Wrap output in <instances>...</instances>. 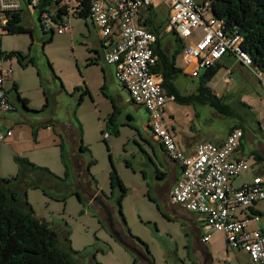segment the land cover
Returning <instances> with one entry per match:
<instances>
[{
  "label": "rangeland",
  "instance_id": "rangeland-1",
  "mask_svg": "<svg viewBox=\"0 0 264 264\" xmlns=\"http://www.w3.org/2000/svg\"><path fill=\"white\" fill-rule=\"evenodd\" d=\"M23 8L24 24L32 33H7L2 42L3 54L10 56L19 52L25 59L21 62L13 56L4 61V66L13 71L5 86L15 110L11 114L14 121L7 126L13 135L0 143V177L12 179L19 175V181L11 182L10 188L17 190L23 199L27 198L35 215L60 234L61 245L67 247L70 242L73 250L81 253L77 258L79 264H134L135 258L139 260L138 254L120 242L104 221L100 209L90 200L94 185L100 190L104 188L108 203L115 212V221L127 235L116 203L119 192L114 190L111 194L110 173L115 169L128 189L122 210L133 236L147 245L155 264H178L177 257L188 263L185 252L187 231L182 221L169 217L165 200L155 192L160 183L157 169L161 168L162 157L150 137L151 132L144 129L147 113L128 101L126 92L117 81H111L108 75L105 77L103 62L104 68L89 64L90 58L95 56L94 42L88 37L87 29V25L92 27L91 21L71 14L68 17L69 32L59 34V25L54 22L51 23L54 31L47 32L40 25L38 9L24 3ZM202 34V29L198 28L184 43L197 41ZM171 40L174 41V35L166 34L163 47ZM225 72L226 68L222 67L207 88L223 98L231 115H224L198 100L190 104L169 101L165 106V119L169 127L190 128L192 133L211 135L214 139L221 138L229 127L239 124L247 133V152L257 149L264 158V85L241 66L231 72V83L225 81ZM14 84L19 85L20 91L13 89ZM104 84L106 87L102 89ZM176 85L181 94L186 95V92L195 91L199 80L181 74ZM20 98L28 103L24 104ZM113 102L117 107L116 126L110 123ZM129 114L134 117L133 121L128 119ZM49 124L55 130H47ZM75 126L82 139L83 132H86L83 161L86 167L94 161L89 173L95 182L89 183L87 171L86 177H77L72 167L65 181L37 175L16 160L26 159L64 178L65 166L57 146L58 136H69L67 130H72L73 135ZM106 133L110 135L107 140L104 138ZM247 162L250 170L260 165L252 156ZM80 170L81 167L78 173ZM31 183L39 187H31ZM75 191L80 193L82 201ZM252 208L264 215V200ZM237 215L244 219L253 213L247 209L246 214L240 215L238 211ZM251 227L262 228L263 223H252ZM205 247L212 264H226L228 255L232 258L230 264H252L245 254L237 257L234 251H228L222 232L212 231L210 244Z\"/></svg>",
  "mask_w": 264,
  "mask_h": 264
},
{
  "label": "built area",
  "instance_id": "built-area-1",
  "mask_svg": "<svg viewBox=\"0 0 264 264\" xmlns=\"http://www.w3.org/2000/svg\"><path fill=\"white\" fill-rule=\"evenodd\" d=\"M59 7L71 6L75 0H54ZM41 0H0V143L8 141L13 133L5 125L14 110L5 83L13 71L4 66L11 56L3 54V35L9 33L14 16L24 10L23 3L38 9ZM153 0H93L90 9L93 23L99 30L105 62L115 69V78L127 91L131 101L146 109L149 130L162 145L168 158L182 168L181 178L170 192V201L186 211L202 215L207 232H222L229 249L245 252L252 264H264V215L252 206L264 200V175L255 176L250 183L233 186L250 166L245 160H231L239 149L244 131H231L222 144L200 143L187 155L182 152L170 131L164 108L174 98L162 87V76L153 73L158 62L155 45L158 36L140 23L142 8L151 7ZM169 28L183 42L201 28L202 37L185 43L183 65L193 78L214 67L225 55L247 68L264 85V72L256 67L251 55L243 49V37L230 33L224 21L214 16L211 1L171 0ZM45 31H54L52 13L46 8L39 15ZM55 23V22H54ZM69 18L59 25V34L71 30ZM230 73V71L228 72ZM110 135H104L105 140ZM250 209L252 216L239 218ZM262 221L263 227L251 224ZM209 242V236L202 238Z\"/></svg>",
  "mask_w": 264,
  "mask_h": 264
},
{
  "label": "trees",
  "instance_id": "trees-1",
  "mask_svg": "<svg viewBox=\"0 0 264 264\" xmlns=\"http://www.w3.org/2000/svg\"><path fill=\"white\" fill-rule=\"evenodd\" d=\"M210 1L214 16L224 21L230 33L237 32L243 37V49L251 55L256 67L264 72V0ZM26 2H28V0H26ZM72 3L73 5L71 6L59 7L58 2L54 0H41L38 12L40 15L41 12L48 8L56 24H61V22L68 19L71 14L77 18L90 19L93 22L90 11L93 0H75ZM23 15L24 10L18 12L14 16V20L10 23L9 34L32 33L31 30L26 28ZM51 40L52 39H50V41ZM177 43L178 49L172 55L167 54L162 48L160 37H158L155 45V54L158 56V62L152 71L162 76V87L164 91L168 96L173 97L174 101L180 104H190L193 100H198L203 104L215 107L224 115H231L228 105L223 98H219L212 94L207 88V84L214 79L220 69L219 63L206 70V72L199 77L200 88L197 93L189 95L181 94L175 81L177 77L182 74V70L177 67L176 63L178 56L183 53L185 45L179 38H177ZM10 56L18 57L21 62L25 59L19 52L11 53ZM32 62L33 59L30 60V63ZM89 64H95V61L89 60ZM105 87L106 84H104L102 89ZM81 99H83V96ZM20 100L24 104L28 103L26 99L20 98ZM113 108L114 111L110 118V123L116 126L115 117L117 107L114 102ZM233 129L242 128L234 127ZM115 133H119L117 128L115 129ZM59 148L61 159L66 169L64 178H60L52 174L48 168L37 166L26 159L16 158V160L20 161L22 165L27 166V171L29 170L37 175H48V177L55 180L65 181V178L70 176V168L66 161V148L63 141L59 143ZM85 150L86 147L81 145L80 151L83 153ZM255 156L257 162H264V158L261 154ZM92 164H94V161L90 162L86 167L88 172ZM81 173L82 170L78 173L79 178H81ZM157 176L160 177V174L158 173ZM90 177L92 181L95 182L92 176ZM19 179V175L12 179H3L0 177V264H79L77 258L81 253L73 250L70 242L67 247L61 245L59 239L60 234L51 227L48 222L35 215L27 198L23 199L17 190H12L10 188L11 182L17 183ZM110 183L112 190L111 194L114 193V190H118L119 192L116 203L120 216L128 231L127 235L124 234L127 240L118 239L125 244L127 248L132 249L130 243L135 247L134 251L138 252L139 260L135 258L134 264H138L141 258H146L150 261V264H155V259L147 245L141 239L134 237L127 226L125 216L123 215L122 204L128 194V189L115 169L110 173ZM30 186L39 187V185L35 183H31ZM24 194L26 196V193ZM74 194L82 201V197L78 191H75ZM101 194L104 195V193ZM104 196L107 199L109 198L107 195ZM157 208L160 210L159 205H157ZM64 240L67 243L69 241L66 235Z\"/></svg>",
  "mask_w": 264,
  "mask_h": 264
},
{
  "label": "crops",
  "instance_id": "crops-1",
  "mask_svg": "<svg viewBox=\"0 0 264 264\" xmlns=\"http://www.w3.org/2000/svg\"><path fill=\"white\" fill-rule=\"evenodd\" d=\"M196 1L197 2H203L205 0H196ZM170 7H171V0H153V4L151 5V7H146V8L141 9V11H140V23L144 27H146L147 29H149L150 31L155 33L158 37H160L162 48L165 50V52L167 54L172 55L178 49V43H177L178 37L169 28V12H170L169 9H170ZM162 17H164V18H162ZM91 23H92V27H89L87 25V29H88V33H89L88 37L90 39H92L94 42V46H92V47H93V50L95 51V56L90 58V61L91 60L95 61V64H90V65H96V66H102L103 67V65L101 64V62H103V64L106 65V69L103 67L104 68L103 72H104L105 77H107V75H108L109 78L111 79V81H117L115 78L114 67L108 65L104 60L103 54H104L105 48L103 47V42H102L100 32L95 27V25L93 24L92 21H91ZM166 34H173L174 35V41H172V40L169 41L168 44L166 45V47H163V40L166 38ZM167 46H169V47L167 48ZM179 63L181 65H179ZM218 63L220 65L219 71L221 70L222 67L226 68L225 81L227 83H231V78L229 76L235 68H237L238 66H241L242 68L245 69V67L240 65L239 63H237L235 58L230 54L225 55ZM176 64H177V67L182 70V74H186L187 76H189L192 79H198L199 80V78H193L190 75L189 69L183 65L182 54H180L178 56ZM229 71H230V73H228ZM204 72H206V71H204ZM175 84H176V81H175ZM17 86L19 88V85H17ZM121 88L124 89L122 86H121ZM199 88H200V80H199V86L195 89V91L186 92L187 93L186 95H189L192 93H197ZM18 91H20V89H18ZM124 91L126 92V94L128 96V101L130 103H132L135 107L140 108V106L135 105L131 101V99H130V97H129V95L125 89H124ZM141 108H143V107H141ZM143 109L145 110V112L147 113V116H148V121H147V124L144 125V129L146 131H150L149 126H148L149 125V115H148V112L146 111V109L145 108H143ZM12 113H14V112H12ZM11 114H9L7 117L8 120H7L6 125H5L6 127L8 126V123L10 121H14L11 119ZM164 114H165V108H164ZM170 116L172 119H175L174 116H172V114ZM128 119L130 121H133L134 117L131 114H129ZM50 121L52 122V120H50ZM49 127L50 128L52 127L51 124H49L46 127L47 130H51V131L55 130L54 127H52V129H50ZM63 127L66 131L65 126H63ZM234 127L240 128L242 126L238 124V125L229 127L227 132L221 138H218V139H214L211 135L203 136L196 131H194V133H192L193 129H190V128L184 130V129L179 128L178 126L174 127L172 125L169 128H170V131L172 132L173 136L175 137V140H176V143H177L179 149L182 152H184L185 154L190 155L196 150L197 146L200 143L213 142L215 144H222L226 140L228 134L234 130L233 129ZM7 128L10 129L9 127H7ZM79 131L80 130L75 126L73 129V135H72V130H67V133L69 134V136H67V135L65 136V134L64 135L59 134V136H58L59 142H58L57 146L59 147V143L61 141H63L64 146L66 148L65 157H66V161L69 165V168H71V167L74 168L76 175H78L77 177H79L78 170H79V167H81V170H82L81 179H82L83 176L86 177L85 171H87V170H86V162L83 161V155H82V152L80 151V146L84 145V143H86L87 137H86V132H83V139H82ZM150 137H151L152 141L155 143V145L159 148V152H160V155L162 157V163L159 161L161 168L157 169V175H158V173L160 174V177L157 176L158 180H160V183L158 184V186H156L155 192L158 196H160L162 199L165 200V204H166L165 210H166V213L169 215V217L182 221V225L185 227V229L187 231L186 236H188V239L186 240L187 243L185 245V252H186V258L188 259V263H185L180 257H177V259H176L177 263L178 264H212L211 255L209 253V250H208V248L205 247V245L210 244V233L212 231L207 232L205 230V227H204L205 218L200 214L188 212V211L184 210L182 207H180L178 205H174L170 202V192H171L172 188L174 187V185L177 183V181L181 178L182 168L177 163L171 161L168 158V156L165 153V150L163 149L162 145L160 144V142L156 138L153 137L152 134ZM246 145H247V133H245V130H244V136L242 138L240 147L235 152V154L231 156L230 159L231 160H245V161H247L248 157H250V156H252L256 159L255 155L260 154V153H258L259 150L250 149L249 152H247ZM153 152L155 155H157L155 149ZM259 163H260V165H258L257 168H255L253 170L249 169V171H247L245 174H243L239 178L235 179L233 182V186L240 187L245 183H250L255 176L264 175V163L263 162H259ZM65 170L66 169L64 168V172H65ZM80 171H79V173H80ZM87 179L89 180V183H93L92 179L90 177V173L88 171H87ZM91 192H93V195L92 196L90 195V200H91V202H93L94 204L97 205L98 209H100L102 216L104 215L103 216L105 218L104 221H106V223H108V225H109V221H108L109 214H108V212H110L114 222L116 223L115 218H114L115 212H114L113 208L110 206V204L108 203V199L104 196V195H107V194H105L104 188H102V190H100V189H98V186L94 185V189ZM91 192H90V194H91ZM101 193H104V195ZM95 197H96V199H95ZM97 199H99V200H97ZM117 226L119 227L118 224H117ZM206 235L209 236V242L205 244L202 242V238ZM63 236L65 237V234ZM227 249H228V251L232 250V249H229L228 247H227ZM232 251H234L236 253L237 257H240L241 256L240 254H245L248 257V259L250 260L249 256L243 251H238V250H232ZM231 261H232V258L228 255L226 264H230ZM138 264H150V261L146 258H144V259L141 258V260Z\"/></svg>",
  "mask_w": 264,
  "mask_h": 264
},
{
  "label": "flooded vegetation",
  "instance_id": "flooded-vegetation-1",
  "mask_svg": "<svg viewBox=\"0 0 264 264\" xmlns=\"http://www.w3.org/2000/svg\"><path fill=\"white\" fill-rule=\"evenodd\" d=\"M14 90H18V86L17 84H14ZM9 95V94H8ZM91 195V194H90ZM93 195V194H92ZM91 195V196H92ZM109 216H108V221H109V226H110V229L112 230V232H114L116 234V236L119 238V239H126V237L124 236V233L121 231L120 227L117 226V224L114 222L112 216H111V213L108 212ZM130 247L133 249L134 251V246L130 243ZM135 252V251H134ZM138 254V252H136Z\"/></svg>",
  "mask_w": 264,
  "mask_h": 264
},
{
  "label": "water",
  "instance_id": "water-1",
  "mask_svg": "<svg viewBox=\"0 0 264 264\" xmlns=\"http://www.w3.org/2000/svg\"><path fill=\"white\" fill-rule=\"evenodd\" d=\"M121 242V241H120ZM122 243V242H121ZM123 244V243H122ZM125 247H127L125 244H123Z\"/></svg>",
  "mask_w": 264,
  "mask_h": 264
}]
</instances>
